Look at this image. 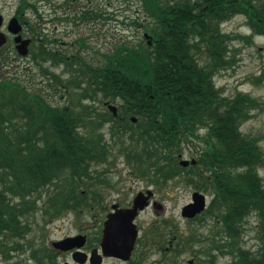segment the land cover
<instances>
[{"label": "trees", "instance_id": "16d2710c", "mask_svg": "<svg viewBox=\"0 0 264 264\" xmlns=\"http://www.w3.org/2000/svg\"><path fill=\"white\" fill-rule=\"evenodd\" d=\"M140 1L145 17L129 25L142 28L150 43L141 36L135 43L115 45L96 65L77 55H56L47 47L42 57L33 58L47 79L45 87L80 91L78 102L100 94L118 104L117 117L109 113L95 121L90 111L86 116L71 105L54 107L18 82L0 81V233H26L24 218L39 208L37 201L49 187L53 191L41 207L44 218H59L69 210L77 214L79 206H86L87 197L77 189L84 178H95L92 167L108 161L109 148L96 130L111 122V134L128 140L121 149L125 157L140 175L151 173L158 187L175 178L202 187L201 164L211 171L218 163L232 167L204 182L213 192L201 215L215 217L212 246L231 257L229 264H264V185L258 175L264 152L255 138L247 139L240 131L256 101L241 93L222 97L214 82V76L231 65L227 54L234 39L222 33L220 25L243 14L253 31L264 35V1ZM91 20L96 21L95 14ZM45 63H64L65 69L57 74ZM190 145L196 164L182 168L179 159ZM250 215L256 216L259 227L255 251L243 245ZM0 251L9 258L5 246L0 245ZM45 255L42 258L52 259L50 252Z\"/></svg>", "mask_w": 264, "mask_h": 264}, {"label": "rangeland", "instance_id": "374dc122", "mask_svg": "<svg viewBox=\"0 0 264 264\" xmlns=\"http://www.w3.org/2000/svg\"><path fill=\"white\" fill-rule=\"evenodd\" d=\"M87 1L73 0L70 5L71 0H41L46 24L43 34L46 39H50L44 43L43 48L53 50L61 46L65 52L61 53L62 56L77 55L88 64L96 65L102 60V54L111 52L115 45L123 42L135 43L143 35L142 28L129 25L134 20L142 22L145 17L140 0H91L92 7H95L94 3H98L99 8L103 9L105 15L102 21L74 25L72 21L61 20L73 16L70 12L63 16V4L77 8V3L83 6ZM252 1L256 3L264 0ZM5 12L11 11L5 9ZM220 30L234 39L229 43L227 54L231 65L214 76L215 87L221 91L222 97L231 98L241 93L256 101V106L250 110L249 118L242 123L240 131L247 139L255 138L258 147L264 152V35L254 32L243 14L223 22ZM80 38L84 40L82 46L76 41ZM6 64H10V67L0 66V81L18 82L30 93L42 95L51 106L71 105L78 113L90 111V116L95 121L110 113L105 105L109 100L103 99L100 94L94 100L84 98L78 102L77 94L80 91L45 87L47 79L35 65L33 58H11L9 63L6 60L4 65ZM44 65L57 74H62L65 69L64 63L57 67L50 63ZM111 104L118 107L117 103ZM111 124L105 123L96 130L102 134L109 148L108 161L92 167L91 176L95 178H84V185L77 189L87 197L85 200L88 204L79 206L77 214L69 210L59 218H44L41 207L46 197L51 195L53 187L43 190L40 200L37 201L39 208L24 218L25 224L29 225L26 233L25 230L22 233L20 229H16L17 232L2 230L0 233V245L5 246L9 257L5 258L6 255L0 251V264H36V260H41L43 264L49 261L50 264H63L65 260L74 264L66 252L53 249L51 243L68 237L87 235L88 246L98 247L101 223L110 204L119 202L127 205L138 192L144 190H150L154 195L150 200L152 204L141 211L135 221L139 237L130 260L125 263L106 259L102 264H129L130 261L135 264H229L231 257L221 254L212 246L218 228L215 217L208 213L193 219L181 216V209L190 202L194 191L203 193L210 204L213 190L204 183L206 179L200 180L202 187L200 184H188L183 178L169 180L162 187L154 185L151 173L140 175L137 165L125 157L121 149L128 145V140H124L121 134L112 135ZM199 134L205 135L206 128L200 129ZM195 144L200 149L203 148L202 143ZM195 155V148L190 145L184 147L181 157L190 160ZM258 175L264 185V167L258 168ZM258 229L256 216L250 215L245 224L243 245L251 251H255L260 244ZM48 250L52 252L51 260L42 258ZM33 252L36 254H32ZM39 254H42L41 258Z\"/></svg>", "mask_w": 264, "mask_h": 264}, {"label": "flooded vegetation", "instance_id": "af4514ba", "mask_svg": "<svg viewBox=\"0 0 264 264\" xmlns=\"http://www.w3.org/2000/svg\"><path fill=\"white\" fill-rule=\"evenodd\" d=\"M70 5L73 3V0H71ZM75 1V0H74ZM41 0H2L0 2V40L5 39L4 43L0 45V61L2 67L4 68H9L10 64L4 65L6 60L9 63V60L11 58H15L17 60H31V58L34 57H42V49L44 46V43L46 41H49L50 39H46L44 37V30H45V18H44V13L43 9L41 8ZM95 7H92V1L88 0L85 5H80L76 4L77 8H72L69 7L65 4H63L62 10H63V16L67 15L69 12L73 15L70 17H65L62 18V21H72L74 25H78L79 23H90L93 22L91 20V16L95 14L96 16V22L99 20H103L104 17V12L102 8H99L98 3H94ZM70 8H72L70 10ZM5 9L11 11L10 13L5 12ZM70 33V32H69ZM66 34V33H65ZM143 38L147 41L146 33H143ZM23 41H27L26 49H27V54L26 55H20L18 52V46L21 45ZM55 41V40H54ZM78 44L81 46V44L84 42L83 39H77ZM77 44V43H76ZM84 47V46H83ZM54 53L56 55H62L65 52L62 51L61 46H57L56 48L53 49ZM62 53V54H61ZM74 55H67V57H71ZM9 59V60H8ZM42 103H46L45 100H40ZM56 107V106H54ZM208 166L206 164H201V168L199 170V173L202 177V179H208L211 180V176L213 175L215 178H219L220 175H222V172L224 174H227L228 171L232 170V167L229 165L225 164H214L213 165V171L207 168ZM233 174V173H232ZM147 190L138 192L136 195L139 193H144L146 194ZM136 195L133 197V199L127 203V205H121L119 202H113L109 206V210H106L107 212L105 213L104 219L101 223V233H100V239H99V245L98 247H89L87 244V235H85L86 240L85 244L80 248L79 252L83 253L85 257H78L75 255L77 252L76 248L68 251H62L61 252H66L67 255L70 256L72 262L74 264H90V256L93 250H97V252L102 256V251L100 249V242L103 237V231L105 228V224L108 221V217L111 213H113L115 210L119 209H131L133 207V202L135 200ZM152 192V196H153ZM148 199V205L145 206L142 210H138L137 216L134 220V224L136 225L137 221L136 219L139 217V214L141 211H144L145 209H148V207L152 204L151 203V198ZM108 209V206L106 207ZM137 232H138V237H139V229L136 225ZM138 237L136 239V244L138 241ZM53 243H51V246L53 249H56L53 246ZM171 241L169 244L171 245ZM47 252L52 253L50 250ZM42 256V254H39ZM75 255V258L77 260H84L83 263H79L77 261L73 260V256ZM103 260L106 259H116L114 257H109V256H102ZM118 260V259H116ZM71 264L67 260L63 262V264ZM36 264H43L40 260L39 262L36 260ZM50 264V261L49 263Z\"/></svg>", "mask_w": 264, "mask_h": 264}, {"label": "water", "instance_id": "95a60500", "mask_svg": "<svg viewBox=\"0 0 264 264\" xmlns=\"http://www.w3.org/2000/svg\"><path fill=\"white\" fill-rule=\"evenodd\" d=\"M5 39L0 40V45L3 44ZM27 41H23L18 46V52L20 55H26ZM109 110L116 115V107L108 104ZM136 119L132 118V122ZM196 161L181 159L179 164L182 167H187L189 164L194 165ZM152 195L151 191H147L146 195L139 193L136 195L131 209H119L115 210L108 217V221L105 224L103 231V237L100 242V249L102 256L114 257L124 262H127L135 247L137 238V228L134 224V219L137 216L138 210H142L148 205V199ZM206 208V201L203 194L199 192H193L191 195V201L186 204L181 210V216L184 218L192 219L195 216L201 214ZM86 237L83 235H77L74 237H68L62 241L53 243L56 249L62 251H68L74 248H81L85 244ZM78 257H85L83 253L77 251L75 253ZM73 256V260L79 263H83L84 260H77ZM102 256L98 255L97 250H93L90 256V264H101ZM68 264V263H66Z\"/></svg>", "mask_w": 264, "mask_h": 264}]
</instances>
